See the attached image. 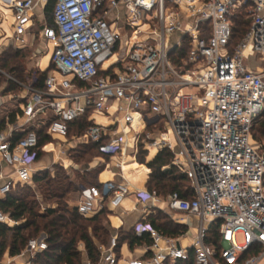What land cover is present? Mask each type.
Instances as JSON below:
<instances>
[{
    "label": "built area",
    "instance_id": "built-area-1",
    "mask_svg": "<svg viewBox=\"0 0 264 264\" xmlns=\"http://www.w3.org/2000/svg\"><path fill=\"white\" fill-rule=\"evenodd\" d=\"M50 1L9 2L14 46L29 48V36L40 38L53 68L39 88L0 67L21 89L7 95L15 110H0V163L11 168L0 170V196L29 184L39 157L55 150L52 141L41 144V132L67 141L73 123L86 117L89 127L72 137L119 155L121 179L81 187L79 214L112 211L136 194L138 203L186 226L172 237L141 221L134 231L150 237L146 254L118 255L114 235L99 246V264H264V154L252 137L264 112V0H53V24L43 19L36 28L37 9ZM242 8L249 29L233 46ZM140 145L172 154L163 170L183 173L191 198L132 189L122 160ZM1 224L18 221L0 210ZM47 249L43 234L21 255L34 264Z\"/></svg>",
    "mask_w": 264,
    "mask_h": 264
},
{
    "label": "trees",
    "instance_id": "trees-1",
    "mask_svg": "<svg viewBox=\"0 0 264 264\" xmlns=\"http://www.w3.org/2000/svg\"><path fill=\"white\" fill-rule=\"evenodd\" d=\"M46 16L49 24H53L54 1L46 6ZM246 8L240 9L234 16V34L232 45L238 44L249 29V19ZM23 50V49H22ZM23 51L17 49L14 52L6 51L0 59V67L9 72L18 80L25 79V61ZM53 67L47 70L36 69L31 71L27 77L36 87L42 88L44 81ZM3 79V78H2ZM1 81V79H0ZM22 82V81H21ZM25 83V82H24ZM21 90L20 86L8 80L7 92ZM16 113L11 114V119L15 120ZM90 122L86 117L73 123L72 136H81L89 127ZM2 126H0V130ZM41 144L51 141L49 136L41 132ZM258 135L264 138V112L255 121L252 127V137L254 141L258 140ZM87 147L97 151L100 156H109L100 151L97 143H85ZM264 154L263 149H260ZM138 162L145 163L152 169L147 182L149 191L156 190L163 197L170 193L178 192L182 197L191 198L193 193L190 180L174 166L163 170L164 166L170 165L172 154L168 150H162L156 154L154 159L147 161L148 152H140ZM145 171L149 170L145 165L142 166ZM150 171V170H149ZM66 171H57L55 176L48 179L46 177H35V181H46L43 188V196L46 200H55V204H45L46 209L39 207V203L33 199L28 200L17 193L14 187L4 196H0V210L9 214L18 224L11 227L6 224L0 225V264L7 251L11 256L21 254L25 250L28 241L32 238L46 235L48 249L38 253L33 259L34 264H85L89 260L92 264H99L101 251L99 244L108 245L112 228L109 220L110 211L107 208L98 213L84 217L76 208H70L67 203L69 194L79 190L81 184L71 181ZM98 173V172H97ZM97 173L92 175V182L89 185L102 186L96 181ZM84 185V184H83ZM24 186V185H23ZM103 221L105 223H103ZM144 221L150 222L161 233L178 237L186 232V227L174 223L166 214L160 210L151 211ZM127 242L130 249H134L144 244H151L150 237L145 234L136 235L135 231L118 236L119 246ZM81 246V247H80ZM86 255V261L83 256ZM182 264H194L192 260Z\"/></svg>",
    "mask_w": 264,
    "mask_h": 264
},
{
    "label": "rangeland",
    "instance_id": "rangeland-1",
    "mask_svg": "<svg viewBox=\"0 0 264 264\" xmlns=\"http://www.w3.org/2000/svg\"><path fill=\"white\" fill-rule=\"evenodd\" d=\"M47 22L49 23L48 19ZM38 26V25H37ZM36 26V28H37ZM12 32V30H11ZM40 43L37 41L35 43L34 48H23L20 49L23 51V54H26L27 56L24 57L25 61V79L21 80L23 83L26 84L31 83V79L27 77L28 73L31 71H34L38 69V62L40 67L45 70L49 67L50 61H51V51L43 55L41 58L40 55H37L35 52L37 45ZM14 52L16 50V47L14 46V40H11L9 43L5 44L4 48H2L0 52V59L2 58L3 54H5L6 51ZM36 53V54H35ZM6 71V70H5ZM9 73L8 71H6ZM6 80L7 78L3 76ZM21 90H15L13 95H17L20 93ZM14 101V100H13ZM258 140L255 142L260 146V149L262 148L264 151V138H261V136L258 135ZM51 141L54 143V148L51 153L45 154L41 157V159L38 160L36 164V173L34 174L35 177H46L47 180L54 177L57 171H66V174H69L70 180L74 181L76 184H86L89 185L92 182V175L98 172L99 169L102 168V166L105 164V162H109L110 164H114V162L117 159H101L100 154L97 153L94 149H91L90 147L85 146L86 144L82 141H78L77 139H74L72 135H69L67 141H63L60 139H51ZM144 148L142 145L139 146L138 151L136 152L135 158L132 156V158L128 157L123 162V168H131L126 169V171H129V173L133 174L131 175L132 182L135 186H141L143 185V178L144 181L146 179V176L148 174L147 182L149 181L150 174L152 172V169L145 163H136L138 162V156L142 155L140 152L143 151ZM145 151V150H144ZM149 156H154L156 154V150H151ZM147 160V159H146ZM136 161V162H135ZM144 164L147 168H149L150 172H145L144 177H140L141 174L145 171V169L142 167ZM130 177L129 175H127ZM103 176H101L102 178ZM146 182V185H147ZM46 184V181L38 182L34 179L29 183L25 184L24 186L22 184L15 185L14 189L16 188L17 193H19L22 197L28 200L35 199L39 203V207L43 209V206L45 204H55V200H46L43 196V188ZM148 187V185H147ZM146 190V188L141 189ZM72 194V193H71ZM69 194V196L71 195ZM132 199L130 202V207L135 206V201H137L138 197L136 194L131 195ZM122 205H125V202H123ZM103 223H105L103 221ZM100 246V244H99ZM81 247V246H80ZM84 261H86V255L83 256ZM87 264V261L85 262Z\"/></svg>",
    "mask_w": 264,
    "mask_h": 264
},
{
    "label": "crops",
    "instance_id": "crops-1",
    "mask_svg": "<svg viewBox=\"0 0 264 264\" xmlns=\"http://www.w3.org/2000/svg\"><path fill=\"white\" fill-rule=\"evenodd\" d=\"M9 2H10V0H0V52H1L2 48H4L5 44L9 43L12 39L11 38V36H12L11 30H12V24L14 22V17H13L12 9L9 6ZM36 14H37L36 15L37 25H40L41 20H43V19L47 20L46 10L38 8L36 11ZM29 40L33 44V46H30L29 48H34L35 47L34 45H35V43H37V41L40 43L39 45H37V48L35 50L37 55H40L39 58H41L43 55L46 54V53H44V50L46 49V45H45L43 40H41L38 37L34 38L33 36H29ZM38 69L43 70L40 67L39 62H38ZM47 69H45V70H47ZM0 79H1V81H0V110L5 111V112L6 111H14L16 106H17V103L14 102L13 100L9 99V97H7L8 94L14 93V92H11V91L7 92L6 89L8 86V80L7 79L5 80L3 76H0ZM98 120L104 121V119L101 117H98ZM150 153L151 152H148V154H147V161L148 162L151 161L152 159H154V157L157 154V152H156V154L154 156H149ZM44 155L45 154L41 155L39 157V159H41V157ZM132 156L135 158L136 153L134 151H132L131 149H129L127 154L123 158L122 162H124V160L128 157L132 158ZM100 157H101V159L110 158V159H117V160L114 162L113 165L110 164L109 162H105V164L102 166V168L98 170V173L96 176V181L99 184H103V183L108 182V181L120 180L121 175L119 174L120 172H119L118 168L116 167V164L121 161V157H119V155H117V156H110L109 155L108 157L107 156H100ZM37 162H36V164H37ZM36 164H35V167H36ZM140 165L144 166V164H140ZM126 169H131V168H125L124 174H125L126 178L130 181L133 190H141L144 188L147 189L146 182H147L148 174L146 176L145 181H144V178L142 180L143 185L135 186L134 183L132 182L133 177H131V175H133V174L129 173V171H126ZM0 170L6 174L11 172V168L9 166H7L5 163H0ZM146 171L150 172L149 170H146ZM146 171H144L140 177H142V176L144 177ZM127 175H129L130 177H128ZM101 176H103V177L101 178ZM4 183H5L4 180H0V186ZM84 186H91V185L81 184L79 186V190L73 192L69 196V198L67 199V203H68L70 208L76 207V205L79 201V198H80L79 197L80 189H81V187H84ZM127 198L123 201V202H125V205H122V206L120 205L118 208H116L112 211L110 210V213L108 215L110 223H111V228L113 229L112 230V236H114V235L120 236V235H123L125 233H129V232L134 231L135 225L141 221H144V218L147 217V215H149V213L151 212V209H149L150 207L148 206V204L138 203V201H135V206L130 207L129 204L132 201V199H127ZM129 198H131V196H129ZM160 211H162V210H160ZM164 214H166V213H164ZM190 233H194V231H191ZM190 236L192 237V235H190ZM190 240H191L190 238L189 239L188 238L183 239L182 243L184 245H188L190 243ZM117 252H118V255H121V256L124 255V256L140 257V256H143L146 254L147 245L144 244V245L138 246L134 249H130L128 243L125 242L122 245L118 246ZM29 260H30V255H28V254H24V255L19 254L16 256H11L9 254V251H7L5 253L3 259H2V264H25Z\"/></svg>",
    "mask_w": 264,
    "mask_h": 264
},
{
    "label": "bare ground",
    "instance_id": "bare-ground-1",
    "mask_svg": "<svg viewBox=\"0 0 264 264\" xmlns=\"http://www.w3.org/2000/svg\"><path fill=\"white\" fill-rule=\"evenodd\" d=\"M123 163V162H122Z\"/></svg>",
    "mask_w": 264,
    "mask_h": 264
}]
</instances>
